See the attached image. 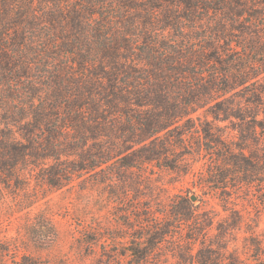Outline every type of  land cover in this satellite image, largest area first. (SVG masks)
<instances>
[{
	"label": "trees",
	"instance_id": "16d2710c",
	"mask_svg": "<svg viewBox=\"0 0 264 264\" xmlns=\"http://www.w3.org/2000/svg\"><path fill=\"white\" fill-rule=\"evenodd\" d=\"M186 155L206 159L201 193L127 219V241L102 264L161 252L264 264L257 232L244 236L253 254L239 251L234 202L264 184V0H0L2 198L14 190L30 206L33 179L59 189L84 174L179 168ZM39 216L42 231L51 217Z\"/></svg>",
	"mask_w": 264,
	"mask_h": 264
},
{
	"label": "rangeland",
	"instance_id": "374dc122",
	"mask_svg": "<svg viewBox=\"0 0 264 264\" xmlns=\"http://www.w3.org/2000/svg\"><path fill=\"white\" fill-rule=\"evenodd\" d=\"M185 157V164L182 162L179 168L151 163L112 180L84 174L59 189H49L33 179L32 188L38 198L33 195L35 202L30 206L19 202L21 195L14 190L5 191L6 197L0 196V264H102L105 258L116 259L127 241L123 238L127 219L136 221V215L147 206L152 211L161 209L175 195L201 193L195 184L196 173L206 168V159ZM186 162L193 164L187 172ZM234 202L246 218L239 233V251L247 258L253 251L244 247V236L253 231L264 238V184L241 192ZM209 203L225 215L218 200L210 199ZM40 213L51 217L42 231L32 223L39 220ZM40 233L55 239L36 242ZM145 264L177 262L161 252Z\"/></svg>",
	"mask_w": 264,
	"mask_h": 264
},
{
	"label": "water",
	"instance_id": "95a60500",
	"mask_svg": "<svg viewBox=\"0 0 264 264\" xmlns=\"http://www.w3.org/2000/svg\"><path fill=\"white\" fill-rule=\"evenodd\" d=\"M191 199H192L193 201H196V200H197V196H196V194H193V195L191 196Z\"/></svg>",
	"mask_w": 264,
	"mask_h": 264
}]
</instances>
